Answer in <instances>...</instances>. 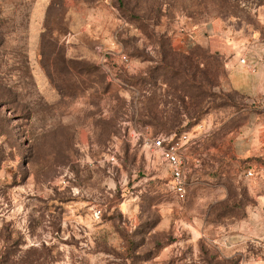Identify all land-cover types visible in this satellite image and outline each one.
<instances>
[{
    "label": "rangeland",
    "instance_id": "obj_1",
    "mask_svg": "<svg viewBox=\"0 0 264 264\" xmlns=\"http://www.w3.org/2000/svg\"><path fill=\"white\" fill-rule=\"evenodd\" d=\"M262 57L264 0H0V264H264Z\"/></svg>",
    "mask_w": 264,
    "mask_h": 264
},
{
    "label": "built area",
    "instance_id": "obj_2",
    "mask_svg": "<svg viewBox=\"0 0 264 264\" xmlns=\"http://www.w3.org/2000/svg\"><path fill=\"white\" fill-rule=\"evenodd\" d=\"M241 62L248 63L245 59H242ZM251 65L255 68L254 63ZM189 143L190 140L186 132L160 134L151 141L152 147L160 153L161 158L168 166L173 192L180 200L186 198L188 189L185 153L189 148ZM248 175L252 176L253 171L249 170Z\"/></svg>",
    "mask_w": 264,
    "mask_h": 264
},
{
    "label": "crops",
    "instance_id": "obj_3",
    "mask_svg": "<svg viewBox=\"0 0 264 264\" xmlns=\"http://www.w3.org/2000/svg\"><path fill=\"white\" fill-rule=\"evenodd\" d=\"M263 58V57H262ZM264 59V58H263ZM262 62H263V60H262ZM262 62H260V61H258V60H252V62L250 61L248 64H246V63H241L240 62V65H238V67H237V70H231V68H228V70H229V72L231 73L232 71L233 72H235L236 74H237V71H242V69L244 70L245 68H248L249 69V71H250V73H252V74H256V73H258V70H259V68H260V64L262 65V64H264V62L262 63ZM252 63H254V65H255V68H253L252 67ZM228 66H230L229 64H228ZM245 67V68H244ZM252 67V68H251Z\"/></svg>",
    "mask_w": 264,
    "mask_h": 264
},
{
    "label": "trees",
    "instance_id": "obj_4",
    "mask_svg": "<svg viewBox=\"0 0 264 264\" xmlns=\"http://www.w3.org/2000/svg\"><path fill=\"white\" fill-rule=\"evenodd\" d=\"M202 58H203V57H202ZM173 133L180 134V133H177V132H173ZM173 133H170V134H173ZM181 133H183V132H181ZM172 190H173V189H172ZM173 193H174V192H173ZM174 195H175V194H174ZM175 196H176V195H175ZM187 196H188V189H187V195H186V198H187ZM176 197H177V196H176ZM186 198H185V199H186ZM185 199H184V200H185Z\"/></svg>",
    "mask_w": 264,
    "mask_h": 264
}]
</instances>
